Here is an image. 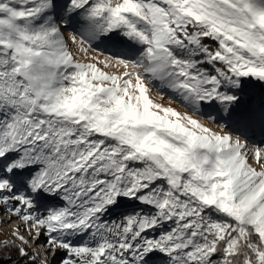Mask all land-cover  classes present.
Wrapping results in <instances>:
<instances>
[{"label": "snow or ice", "instance_id": "snow-or-ice-1", "mask_svg": "<svg viewBox=\"0 0 264 264\" xmlns=\"http://www.w3.org/2000/svg\"><path fill=\"white\" fill-rule=\"evenodd\" d=\"M0 217V264H264V0H0Z\"/></svg>", "mask_w": 264, "mask_h": 264}, {"label": "rangeland", "instance_id": "rangeland-1", "mask_svg": "<svg viewBox=\"0 0 264 264\" xmlns=\"http://www.w3.org/2000/svg\"><path fill=\"white\" fill-rule=\"evenodd\" d=\"M180 110L183 111V109H180ZM0 219L7 220V217H0ZM18 226H20V225H18V224H11L8 227H2V226H0V242H3L5 239H10L9 233L11 232V229L12 228H15V227H18Z\"/></svg>", "mask_w": 264, "mask_h": 264}]
</instances>
